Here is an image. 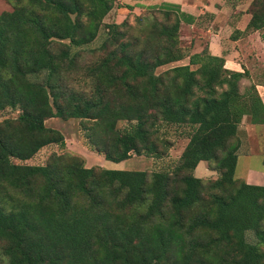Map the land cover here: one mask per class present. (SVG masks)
<instances>
[{
    "label": "trees",
    "instance_id": "1",
    "mask_svg": "<svg viewBox=\"0 0 264 264\" xmlns=\"http://www.w3.org/2000/svg\"><path fill=\"white\" fill-rule=\"evenodd\" d=\"M112 7L12 0L0 12V111L19 110L0 123L3 264H264V185L234 178L241 118L264 123L255 84L240 90L245 72L224 68L222 56L181 51L179 25L195 17L162 2L170 23L147 20L140 36L119 41L124 21L106 23L101 46H116L84 67L88 89L67 88L70 48L90 42ZM246 12L244 31H261L264 43V0H249ZM184 56L186 64L154 72ZM43 71V81L29 78ZM50 117L79 119L84 146L111 162L160 157L152 138L160 124L186 126L187 141L170 172L85 167L67 151L44 164L12 162L50 143L64 148L44 124ZM200 160L215 179L192 174Z\"/></svg>",
    "mask_w": 264,
    "mask_h": 264
},
{
    "label": "rangeland",
    "instance_id": "2",
    "mask_svg": "<svg viewBox=\"0 0 264 264\" xmlns=\"http://www.w3.org/2000/svg\"><path fill=\"white\" fill-rule=\"evenodd\" d=\"M196 5V8H202L203 12H200L196 16V20L192 25L180 23L177 37L178 46L181 51L185 54L198 52L201 49H206L207 32L206 30L212 31L213 29L219 28L218 19L212 22V18H209L210 13L204 10L203 3L206 0H190ZM214 3L219 4L223 2L226 6V10L231 9L238 13L240 17L242 14H246L248 11L249 0H213ZM161 3L158 0H148L142 2H136L133 0H113V7L103 16L101 25L97 30L95 37L88 43L80 45L79 47L72 46V50H77V55L74 59L76 62L75 69L71 76L65 73L61 76V80L67 84V88H73L75 90H86L88 89L87 82L83 76V69L86 65L98 61L105 53L114 48L116 44L106 43L105 46H101L106 34L105 27L106 23H120L124 21V25L120 27L124 31L123 37L119 38V41L130 38L131 36H140L142 31L147 32L146 21L150 20L157 24L162 23L169 24L171 19L163 18L161 11ZM193 4V5H194ZM129 5L130 8L125 7ZM231 7V8H230ZM12 8V0H0V12L9 11ZM198 10L194 12L197 13ZM227 13V11H226ZM231 14V13H230ZM251 32V33H250ZM244 31L243 38L237 42L232 43V39L228 32L225 35V44L222 52H226L228 49L237 50V56L242 62H249L252 67V82L244 80L239 81V89L251 83H262L264 84V43L260 37L261 31ZM251 34V35H250ZM249 35L247 38L245 36ZM234 48H233V47ZM75 47V48H74ZM51 49L56 52L57 47L51 46ZM207 51V50H206ZM187 56L182 59L157 67L154 72L160 73L171 65L186 64ZM193 68L194 66H190ZM46 72H40L38 74L30 75L31 80L43 81ZM251 80V79H249ZM19 113L18 109L5 108L0 111V123L6 119H13ZM242 120V118H241ZM44 124L48 127L54 128L60 132L64 140V148H59L57 144L50 143L42 146L33 154L29 159L20 161L15 158H10L14 163L23 164H44L48 161V158L52 154H59L62 151H67L70 154L78 156L82 165L85 167L98 166L100 158H102L101 168L106 169H124V170H145L147 172L154 170H166L171 171L175 166L180 152L185 145L186 131L188 128L182 125L175 124H160L158 126L157 133L152 134V138L155 141L158 151L161 152L160 157H147L144 155L131 154L129 158L119 161L111 162L104 160L102 155L89 150L83 144V137L80 131L79 119L67 118L62 119L58 117H50L44 120ZM126 125L124 121H118L116 123L117 128H122ZM236 138L239 141L237 150V161L234 169V178L237 180H243L246 182V178L243 174L247 170H257L264 168V126H255L251 128L240 121L238 124V130ZM197 165L199 168L192 171L194 176L200 177L202 180H213L217 177V172L207 168L205 161ZM202 169V170H201ZM264 170V169H263ZM264 179V178H263ZM261 180V179H260ZM263 182V181H255ZM245 237L249 242H254V238L251 232L247 231ZM182 241V240H181ZM181 241L176 240V244L182 245ZM0 264H3V259L0 255Z\"/></svg>",
    "mask_w": 264,
    "mask_h": 264
},
{
    "label": "crops",
    "instance_id": "3",
    "mask_svg": "<svg viewBox=\"0 0 264 264\" xmlns=\"http://www.w3.org/2000/svg\"><path fill=\"white\" fill-rule=\"evenodd\" d=\"M136 2H142V1H148V0H133ZM159 2H167V3H174L177 4L180 8V10L184 11L185 13H188L195 17L200 13L203 12L202 8L197 9L196 5L191 2L190 0H158ZM194 4V5H193ZM204 10L210 13V17L215 21V19L219 21L220 25L218 29H213L212 31L206 30L207 32L205 35L207 36L206 40V50L212 54V55H218L222 56L224 59L223 67L229 70L239 71V72H245V75L243 78L240 79V82H244V80H248L252 82V67L249 62H242L241 59L237 56L238 52L237 50H230L229 49L226 52H222V49L224 48L225 44V36L227 38L228 35H230L232 39V43L237 42L239 39L243 38L244 33V27L249 19V13L242 14L240 17L238 16V13L235 11H231V9L226 10V6L222 3H219L216 5L213 0H206L203 3ZM231 8V7H230ZM198 10L197 13L194 11ZM227 11V13H226ZM231 13V14H230ZM194 20V21H195ZM194 23V22H193ZM192 25V23L190 24ZM257 31V30H256ZM228 32V35H225V33ZM250 32V31H249ZM254 32V31H252ZM251 33V32H250ZM251 35V34H250ZM249 35L245 36L246 38ZM233 47V46H232ZM234 48V47H233ZM251 79V80H249ZM255 84V89L257 91V94L264 106V84L262 83H253ZM264 108V107H263ZM241 122L244 121L248 126L251 128H255V126H264V123H257L252 124L248 122L247 116H243ZM238 130V129H237ZM237 161V159H236ZM199 161L197 165L200 163ZM102 158H100V161L98 162V166H101L102 164ZM195 166V171L199 168ZM264 169V168H263ZM263 169H257V170H247L243 176L246 178V182L250 184H257V185H264V170ZM202 170V169H201ZM261 179V180H260ZM255 181H263V182H255Z\"/></svg>",
    "mask_w": 264,
    "mask_h": 264
}]
</instances>
